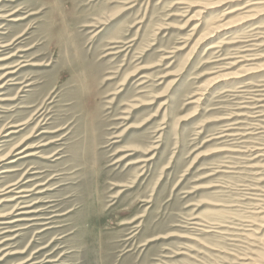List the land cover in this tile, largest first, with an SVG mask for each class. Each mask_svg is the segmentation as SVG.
<instances>
[{"label": "rangeland", "instance_id": "obj_1", "mask_svg": "<svg viewBox=\"0 0 264 264\" xmlns=\"http://www.w3.org/2000/svg\"><path fill=\"white\" fill-rule=\"evenodd\" d=\"M0 264H264V0H0Z\"/></svg>", "mask_w": 264, "mask_h": 264}, {"label": "bare ground", "instance_id": "obj_2", "mask_svg": "<svg viewBox=\"0 0 264 264\" xmlns=\"http://www.w3.org/2000/svg\"><path fill=\"white\" fill-rule=\"evenodd\" d=\"M245 51H246V50H245ZM240 53L242 54L243 52L240 51ZM240 58H241V57H240ZM243 58H244V57H243ZM241 59H242V58H241ZM243 60H245V59H243ZM3 171H4V170H3ZM21 192H22V191H21Z\"/></svg>", "mask_w": 264, "mask_h": 264}]
</instances>
